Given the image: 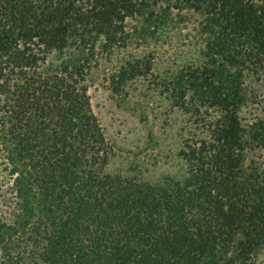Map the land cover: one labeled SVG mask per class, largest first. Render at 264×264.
<instances>
[{
	"label": "trees",
	"instance_id": "trees-1",
	"mask_svg": "<svg viewBox=\"0 0 264 264\" xmlns=\"http://www.w3.org/2000/svg\"><path fill=\"white\" fill-rule=\"evenodd\" d=\"M171 8L198 61L163 90L204 130L178 179L110 174L86 60L122 17L151 30ZM125 66L114 83L150 67ZM0 189V264H264V0H0Z\"/></svg>",
	"mask_w": 264,
	"mask_h": 264
},
{
	"label": "rangeland",
	"instance_id": "rangeland-1",
	"mask_svg": "<svg viewBox=\"0 0 264 264\" xmlns=\"http://www.w3.org/2000/svg\"><path fill=\"white\" fill-rule=\"evenodd\" d=\"M170 13L151 30L141 24L139 16L122 17L110 34L112 40L101 39L86 60V94L109 148L105 172L110 174L149 182L178 179L184 172L178 155L183 142L204 130L201 117L172 106L169 92L163 90L167 77L198 61L194 23L184 19V10L179 14L171 8ZM58 60L54 52L47 55L48 64L56 65ZM131 60L149 62L146 77L114 83L115 74ZM10 202V196L0 197V214L6 220L11 219L10 212L4 213L11 208ZM8 203L10 207L5 208Z\"/></svg>",
	"mask_w": 264,
	"mask_h": 264
}]
</instances>
